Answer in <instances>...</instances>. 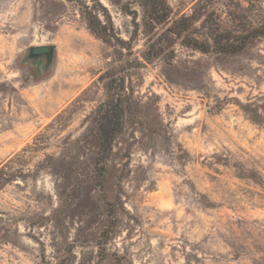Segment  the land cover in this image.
Instances as JSON below:
<instances>
[{
  "label": "rangeland",
  "instance_id": "obj_1",
  "mask_svg": "<svg viewBox=\"0 0 264 264\" xmlns=\"http://www.w3.org/2000/svg\"><path fill=\"white\" fill-rule=\"evenodd\" d=\"M101 1L113 44L75 3L0 0V264H264V36L204 53L159 25L174 56L148 59L139 0ZM167 1L201 38L264 24V0Z\"/></svg>",
  "mask_w": 264,
  "mask_h": 264
},
{
  "label": "trees",
  "instance_id": "obj_2",
  "mask_svg": "<svg viewBox=\"0 0 264 264\" xmlns=\"http://www.w3.org/2000/svg\"><path fill=\"white\" fill-rule=\"evenodd\" d=\"M75 3L85 18L90 30L99 38L104 40L108 44H113L114 25L112 17L108 12L107 7L102 3L101 0H67ZM142 7V25L145 33L148 34V43L146 50V58L164 55L168 60L173 59V50H169L166 46V42H162L159 45V41L153 40L150 42V32H153L159 25L165 26V31L162 34L165 35V40H169L171 33L176 35L177 38L182 40V44L200 50L204 53L210 52H228L236 53L243 50L247 42L251 38L264 36V24L252 28L244 35L233 34L232 31L222 30L220 28L211 29L207 28L204 33V37H198L193 34V28L195 27L196 21L201 20V16H196L195 13L192 15L183 14L181 16H174V12L167 0H139ZM130 14L136 15V11H126ZM202 26H206L207 18L202 20ZM196 28V27H195ZM193 34V35H192ZM240 36V37H239ZM125 43L126 41L120 40ZM108 98L105 102L100 104L98 107V113L104 118H109L113 114H117L119 111V101L121 100L122 91L124 88L119 89L118 92L113 91L108 85ZM122 110V109H121ZM122 112V111H121ZM113 121L109 119L108 124ZM107 123H101L98 126L100 134V147L103 150L108 149L112 134ZM116 131L115 128L111 129ZM108 143V145H107Z\"/></svg>",
  "mask_w": 264,
  "mask_h": 264
},
{
  "label": "water",
  "instance_id": "obj_3",
  "mask_svg": "<svg viewBox=\"0 0 264 264\" xmlns=\"http://www.w3.org/2000/svg\"><path fill=\"white\" fill-rule=\"evenodd\" d=\"M56 45H32L28 48L25 60L34 64H43L44 69L48 70L54 63L56 56Z\"/></svg>",
  "mask_w": 264,
  "mask_h": 264
}]
</instances>
